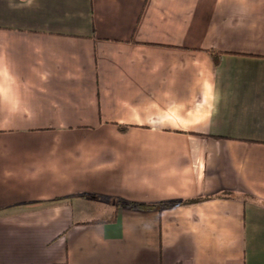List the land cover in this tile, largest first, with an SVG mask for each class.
<instances>
[{
    "label": "crops",
    "instance_id": "0c3cea01",
    "mask_svg": "<svg viewBox=\"0 0 264 264\" xmlns=\"http://www.w3.org/2000/svg\"><path fill=\"white\" fill-rule=\"evenodd\" d=\"M0 264H264V0H0Z\"/></svg>",
    "mask_w": 264,
    "mask_h": 264
},
{
    "label": "trees",
    "instance_id": "16d2710c",
    "mask_svg": "<svg viewBox=\"0 0 264 264\" xmlns=\"http://www.w3.org/2000/svg\"><path fill=\"white\" fill-rule=\"evenodd\" d=\"M212 54H213V56H214V62H215V64H216V66H218L219 64H220V61H221V55L219 54V53H216V52H212ZM123 129H126V128H123ZM200 200L198 199H196V200H183V201H177V202H175L174 204H192V203H197V202H199ZM137 207H139V208H144V209H146V208H153V207H155L154 205H144V204H141V205H138ZM116 216H117V214H116V212L114 213V218H112V219H102L101 221L102 222H115L116 221Z\"/></svg>",
    "mask_w": 264,
    "mask_h": 264
},
{
    "label": "rangeland",
    "instance_id": "374dc122",
    "mask_svg": "<svg viewBox=\"0 0 264 264\" xmlns=\"http://www.w3.org/2000/svg\"><path fill=\"white\" fill-rule=\"evenodd\" d=\"M84 216H86V214H81V213H78V217H81V218H83Z\"/></svg>",
    "mask_w": 264,
    "mask_h": 264
}]
</instances>
